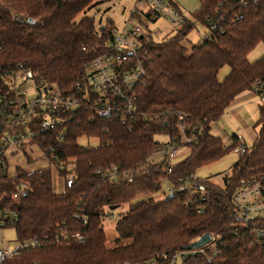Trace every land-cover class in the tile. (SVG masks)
<instances>
[{"label": "trees", "instance_id": "trees-1", "mask_svg": "<svg viewBox=\"0 0 264 264\" xmlns=\"http://www.w3.org/2000/svg\"><path fill=\"white\" fill-rule=\"evenodd\" d=\"M107 1L113 0H0V74L23 64L39 79L74 91L85 83V64L106 49L116 28L110 19L102 25L89 15L100 12ZM170 2L182 13L175 0ZM199 2L193 20L185 18L175 35L163 41L153 35L141 39L147 74L136 89L134 120L124 124L115 116L93 118V110L83 105L73 122L36 139L41 151L50 154L53 168L41 169L43 158H31L24 151L21 158L38 167L17 166L12 174L10 158H0L2 196L13 193L21 179L31 185L19 202L10 203L18 214L10 226L17 242H43L2 264H169L172 255L188 250L205 234L220 244L221 253L193 255L185 264H264V245L257 243L254 233L256 227H264V221L245 223L234 204L243 180H264V106L252 147L237 134L226 145L212 133V124L233 101L264 81V56L255 63L248 59L264 44V0ZM197 24L208 29L207 38H201L188 55L183 42ZM225 66L231 72L220 82L218 75ZM61 131L66 133L63 138ZM158 136L168 137L169 142L158 141ZM81 138L97 139L99 145L82 146ZM183 138L194 141L183 143ZM171 144L188 146L189 156L175 167L167 156L149 163ZM241 146L246 148L243 165L233 168L223 186L197 177L198 169ZM117 166L120 174L111 179L107 171ZM130 171L134 172L131 178L120 176ZM57 172L64 179L72 175L73 186L65 188L63 182L64 191L56 192ZM191 175L196 177L197 193L189 198L179 187ZM163 181L176 191L162 201L138 199L160 191ZM124 204L129 208L119 216L117 238L110 241L103 226L106 210Z\"/></svg>", "mask_w": 264, "mask_h": 264}, {"label": "built area", "instance_id": "built-area-1", "mask_svg": "<svg viewBox=\"0 0 264 264\" xmlns=\"http://www.w3.org/2000/svg\"><path fill=\"white\" fill-rule=\"evenodd\" d=\"M251 1L253 0H239L241 4ZM161 18L179 29L186 17L171 4L170 0H135V7L123 28H115L106 43V49L85 64V83L78 84L74 91L51 84L43 78L39 79L32 69L23 64L14 71L0 74V158H18L25 151L31 158H43L39 163L41 169L53 168L49 159L50 154L41 151L36 139L40 134L65 127L67 123L73 122L80 115L83 105L93 110L95 113L93 118L115 116L124 124L134 120L138 114L136 89L144 83L147 74L141 58L143 49L141 39L152 35L147 31L148 26ZM209 25L213 28L210 20ZM206 33L202 37L203 40L207 38ZM29 83L34 95L25 88ZM253 92L264 101V81H257ZM6 126L11 127L12 130L5 128ZM65 135L66 133L61 131V137ZM27 140L32 143L25 145ZM193 141V138H183V143ZM178 148L177 144H171L166 156L170 160L173 159ZM50 153L53 154L54 150ZM239 154L244 158L246 148L241 146ZM119 174L117 166L108 170L106 175L116 179ZM133 174V171L121 172L120 176L129 179ZM195 179L194 175L186 178L179 191L187 193L189 198L194 197L197 193V189L193 187ZM73 183L72 175L64 179L65 188H71ZM30 190V183L21 179L13 193L4 192L3 196L0 193V229L15 224L18 214L11 209L10 203L19 202ZM175 191L176 188L170 186L167 192L161 190L155 193L149 192L139 195L138 199L162 201ZM157 193L160 195L157 196ZM234 204L238 217L245 223L255 220L262 223L264 180L254 177L243 180L234 194ZM254 233L257 243L264 245V227H256ZM65 237L64 235L62 238ZM60 239L61 237H58L56 241ZM17 244V247L13 245L0 247V264L6 259L21 256L25 250L39 248L43 242L32 239ZM222 246L224 247L223 244ZM220 253V244L212 238L211 242L200 249L186 250L172 255L169 264H185L193 255L215 257Z\"/></svg>", "mask_w": 264, "mask_h": 264}, {"label": "rangeland", "instance_id": "rangeland-1", "mask_svg": "<svg viewBox=\"0 0 264 264\" xmlns=\"http://www.w3.org/2000/svg\"><path fill=\"white\" fill-rule=\"evenodd\" d=\"M180 6L184 16L190 20H193L192 13L200 6L199 0H175ZM135 7V0H113L107 1L102 4L100 12L92 11L89 13L90 16H94L99 23L102 21V25L106 24L107 20L113 21L116 28L121 29L125 25L126 20L129 18L132 9ZM83 16L78 18V21ZM177 27L169 24L165 19H159L157 22L152 23L148 26L147 31H150L154 36L156 41H163L164 39L171 37L176 34ZM207 29L197 24L195 29H193L183 45L187 48L188 55L191 54V49L201 40ZM264 56V44H259L256 49L250 53L248 59L251 63H255ZM231 69L229 66H225L220 70L218 79L220 82L225 81L227 76L230 74ZM31 95H34L31 90V84L25 85ZM240 103V105H238ZM264 106V101L260 100L259 96L253 91H246L239 95L231 105V108L225 113V115L219 119V121L212 124V133L215 136L221 137L226 145L231 143V137L233 134H237L242 138L244 144L250 148L254 145L259 128L255 125L260 116V107ZM157 140L162 143H168L169 139L166 136H158ZM32 141L27 140L25 145L31 144ZM79 143L82 146H92L97 147L99 141L97 139H86L81 138ZM169 148V147H168ZM167 152V151H166ZM160 152L154 157L149 159V163L155 164L165 160L167 153ZM190 154V148L188 146L179 147L178 151L173 159L170 160L171 166H177L182 163ZM19 163L16 159L10 161V173L15 174L16 167L21 164L22 168L38 167V163L27 166V163L23 158ZM238 165L241 167L243 165V158L239 154V149L234 150L227 154L220 160L206 165L197 170L196 175L201 179H208L209 181L223 186L225 184L226 178L230 177L233 168ZM53 180L54 189L56 191H61L63 189L61 178L54 175ZM170 189L168 182H162V192H167ZM160 193H157L159 196ZM129 204H124L116 210H106V217L103 221V226L107 237L110 241L117 238L116 222L121 216V214L127 212ZM7 245L18 246L17 244V234L14 228L8 227L6 229H0V247H7Z\"/></svg>", "mask_w": 264, "mask_h": 264}, {"label": "water", "instance_id": "water-1", "mask_svg": "<svg viewBox=\"0 0 264 264\" xmlns=\"http://www.w3.org/2000/svg\"><path fill=\"white\" fill-rule=\"evenodd\" d=\"M119 207L120 205L111 206L110 210H116ZM211 240H212V236L210 234H205L199 240L189 245L187 249L188 250L200 249L204 247L205 245H207L209 242H211Z\"/></svg>", "mask_w": 264, "mask_h": 264}, {"label": "crops", "instance_id": "crops-1", "mask_svg": "<svg viewBox=\"0 0 264 264\" xmlns=\"http://www.w3.org/2000/svg\"><path fill=\"white\" fill-rule=\"evenodd\" d=\"M233 102H234V101H233ZM238 105H240V103H239ZM230 108H231V106H230ZM230 108H229V109H230ZM229 109H228V110H229ZM19 158H21V157H18V158H10V161H12L13 159H16V160H17V163H19V161L21 160V159H19ZM23 160H25V159L23 158ZM25 162H26V161H25ZM17 166L21 167V164H18ZM27 166H30V165L27 164ZM39 167H40V165H39ZM21 168H22V167H21ZM23 169H26V168H23ZM33 169H35V168H34V167H30V168H28V169H26V170H33ZM56 176H58L59 178H61V182H60V183H61L62 186H63L64 178L60 177L58 173L56 174ZM63 191H64V189H62L61 191H56V192H59V193H60V192H63Z\"/></svg>", "mask_w": 264, "mask_h": 264}]
</instances>
